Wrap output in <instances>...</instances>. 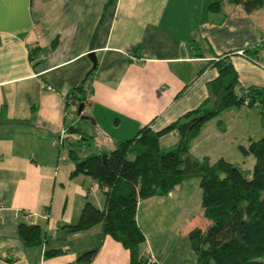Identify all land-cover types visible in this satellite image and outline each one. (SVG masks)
<instances>
[{"label": "crops", "instance_id": "1", "mask_svg": "<svg viewBox=\"0 0 264 264\" xmlns=\"http://www.w3.org/2000/svg\"><path fill=\"white\" fill-rule=\"evenodd\" d=\"M218 1L0 0V264H81L79 257L92 250L89 264H130L129 252L104 236L101 224L62 229L78 221L87 202L105 204L89 177H71L69 150L85 136L79 156L104 154L146 124L162 130L207 98V84L217 77L210 63L221 56L230 57L242 87L264 89V3L251 13L226 2L209 10ZM89 54L96 59L90 74ZM81 85L86 119L71 97ZM263 133L259 107L224 110L202 126L190 154L225 160L250 176L255 160L239 147ZM62 135L63 144L53 146ZM177 141L169 133L158 145L165 151ZM189 188L201 204L196 179L138 204L140 251L155 264H167L172 249L164 235L151 243L139 209L157 201L168 211ZM20 224L39 225L48 242L25 247ZM47 250L60 253L45 256Z\"/></svg>", "mask_w": 264, "mask_h": 264}, {"label": "trees", "instance_id": "2", "mask_svg": "<svg viewBox=\"0 0 264 264\" xmlns=\"http://www.w3.org/2000/svg\"><path fill=\"white\" fill-rule=\"evenodd\" d=\"M223 2L240 5L251 13L260 9L264 0H221L210 4L209 10H219ZM35 50L29 51L31 61ZM210 65L216 69L217 77L207 84V98L162 130L153 131L151 124H146L133 138L118 142L108 153L82 157L77 152L86 138L78 139L69 150L74 163L71 177H89L104 195L105 204L98 209L87 202L78 221L62 229L75 233L101 224L103 235L129 252L130 264H149L140 251L145 237L136 223L139 202L165 197L183 182L196 179L201 190L202 216L208 222L205 229L195 227L188 232L196 264H264V133L247 147H239L243 155H251L255 160L250 176L225 160L210 163L208 158L197 159L190 154L191 143L202 126L224 110L259 107L264 130V89L242 87L228 55ZM83 92L81 85L71 97L81 104L85 101ZM169 133L178 136L177 144L161 150L159 139ZM18 236L25 247L48 242L39 225L20 224ZM59 253L47 250L45 256ZM95 254L96 250L84 253L79 262L89 264Z\"/></svg>", "mask_w": 264, "mask_h": 264}, {"label": "rangeland", "instance_id": "3", "mask_svg": "<svg viewBox=\"0 0 264 264\" xmlns=\"http://www.w3.org/2000/svg\"><path fill=\"white\" fill-rule=\"evenodd\" d=\"M186 193L188 195L173 202V208L170 207L168 211L162 212L159 208L162 205L157 201L151 204L143 203L139 209V223L151 243L156 246L158 239L164 235V240L172 249L171 260H167V264H176L172 262L175 258L182 260L180 264H196V257L189 246L188 232L195 227L205 229L208 225L202 216L199 194L194 195L193 189L190 188ZM149 260V264L156 262L153 256Z\"/></svg>", "mask_w": 264, "mask_h": 264}, {"label": "built area", "instance_id": "4", "mask_svg": "<svg viewBox=\"0 0 264 264\" xmlns=\"http://www.w3.org/2000/svg\"><path fill=\"white\" fill-rule=\"evenodd\" d=\"M239 54L240 55H242V52H239ZM49 90H50V88H48ZM86 103H87V101H84L83 102V105H84V108H85V105H86ZM78 106H79V103H78V101L74 104V110H76L77 108H78ZM84 108H83V111H82V115L84 114ZM77 111V110H76ZM63 140H64V135H62V136H60V138H59V140H54L53 142H52V145L54 146V145H61V144H63ZM44 218H46V216H44ZM150 259V257L148 258V260ZM150 261V260H149Z\"/></svg>", "mask_w": 264, "mask_h": 264}, {"label": "water", "instance_id": "5", "mask_svg": "<svg viewBox=\"0 0 264 264\" xmlns=\"http://www.w3.org/2000/svg\"><path fill=\"white\" fill-rule=\"evenodd\" d=\"M89 57H90V59L92 60V62H93V69L96 67V59H95V56L93 55V54H89ZM92 69V70H93ZM91 70V71H92ZM90 71V72H91ZM90 72H89V74H90ZM88 74V75H89ZM87 75V76H88ZM86 76V77H87ZM83 108H84V105H83V103H81V104H79V106H78V108H77V111H76V114H77V116H79V117H81V118H83V119H86V117H83V115L81 114L82 113V111H83Z\"/></svg>", "mask_w": 264, "mask_h": 264}]
</instances>
